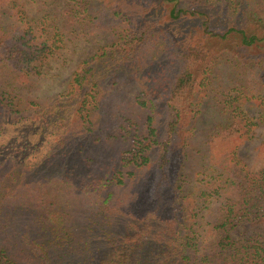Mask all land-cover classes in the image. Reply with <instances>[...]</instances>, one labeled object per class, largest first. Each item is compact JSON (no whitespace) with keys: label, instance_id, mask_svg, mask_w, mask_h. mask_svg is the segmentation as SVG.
Instances as JSON below:
<instances>
[{"label":"trees","instance_id":"trees-1","mask_svg":"<svg viewBox=\"0 0 264 264\" xmlns=\"http://www.w3.org/2000/svg\"><path fill=\"white\" fill-rule=\"evenodd\" d=\"M25 3L37 11L29 14ZM261 3L0 0L2 84L40 71L64 44L65 27L116 33L93 45L66 87L44 103L21 107L0 88V264H264V254L248 252L231 236L236 222L258 217L264 196V163L244 167L233 143L251 138L253 126L264 130V88L248 104L249 97L228 93L209 130L196 139L192 131L221 55L255 65L264 82ZM125 76L143 95L145 131L92 169L84 161L102 138L90 114L97 87ZM211 142L212 148L222 142L224 157L203 168L211 180L187 186L188 155ZM258 145L264 153V132ZM12 169L27 181L57 180L79 193L88 211L84 225L75 229L56 208L27 201L28 193L6 182ZM120 215L130 220L122 229ZM200 220L206 245L198 242Z\"/></svg>","mask_w":264,"mask_h":264},{"label":"rangeland","instance_id":"rangeland-1","mask_svg":"<svg viewBox=\"0 0 264 264\" xmlns=\"http://www.w3.org/2000/svg\"><path fill=\"white\" fill-rule=\"evenodd\" d=\"M24 7L29 14L37 11L36 6L32 3H25ZM260 15L264 17V0L261 3ZM67 29L68 27H65L63 30L64 44L47 59L40 71L35 75H29L27 80L16 78L10 79V82L0 83V88L11 95L19 106H27L30 102L44 103L47 97L63 90L76 63L95 50L93 45L110 41L116 36L114 31L105 29L86 30L83 28L80 32L76 28ZM9 69L7 72L13 74ZM258 80L255 65L250 68L239 61L236 63L231 56L221 55L210 72L209 82L204 87L205 93L201 98L193 123V137L196 139L199 134L209 130L212 122L220 114L219 101L226 99L225 96L228 93L231 95L240 94L242 99L246 96L249 97L248 100L244 99L246 100L244 104L258 101L257 94L264 88V82L260 85ZM95 95L98 101L96 100V103L93 104L90 114L95 124V131L102 138L99 141H94L86 151L87 159L84 162L91 168L93 164H97V166L102 164L105 156L119 155L122 150L131 146V137L134 134L142 135L145 131V109L141 103L143 95L133 80V76L117 77L114 82H103L97 87ZM252 109L253 107L250 108V110ZM253 131V135L247 141L233 142L237 144L234 153L244 164V167L257 169L264 163V153L258 145L264 130L253 126ZM198 148L199 150L193 156L188 155L186 159L185 184L187 186L190 184L192 186L195 183L202 186L205 180H211L202 172L203 168L207 162L222 158L226 153L219 154L223 148L222 142H218L213 148L212 142L208 145L199 144ZM183 149L189 153V146L186 145ZM205 152L206 154L203 155ZM217 164L218 162L214 163V166L217 167ZM11 171L6 182L12 185L19 194L28 193L27 201L38 207L47 205L49 208H56L63 216L65 215L68 224L75 229L84 225L88 211H84V202L79 193L56 182L57 180L50 183L27 181L22 172L14 169ZM37 211L38 209H36ZM255 213L258 217L254 215L253 219L236 222L231 229V236L248 252L253 254L254 250H257L264 254V196L261 198L260 208ZM200 222L198 242L206 245L209 235L204 221L200 220ZM127 224H130L129 217L120 215L117 226L122 229Z\"/></svg>","mask_w":264,"mask_h":264}]
</instances>
